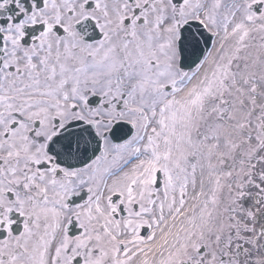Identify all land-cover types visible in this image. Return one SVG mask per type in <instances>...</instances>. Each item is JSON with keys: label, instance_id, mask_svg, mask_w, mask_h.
Here are the masks:
<instances>
[{"label": "snow or ice", "instance_id": "6c2138e0", "mask_svg": "<svg viewBox=\"0 0 264 264\" xmlns=\"http://www.w3.org/2000/svg\"><path fill=\"white\" fill-rule=\"evenodd\" d=\"M0 264H264V0H0Z\"/></svg>", "mask_w": 264, "mask_h": 264}]
</instances>
